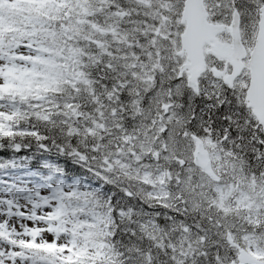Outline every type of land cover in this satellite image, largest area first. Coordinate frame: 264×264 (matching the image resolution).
<instances>
[{
  "label": "snow or ice",
  "instance_id": "1",
  "mask_svg": "<svg viewBox=\"0 0 264 264\" xmlns=\"http://www.w3.org/2000/svg\"><path fill=\"white\" fill-rule=\"evenodd\" d=\"M0 264H264V0H0Z\"/></svg>",
  "mask_w": 264,
  "mask_h": 264
}]
</instances>
